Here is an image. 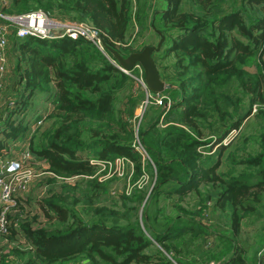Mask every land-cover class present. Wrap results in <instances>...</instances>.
I'll list each match as a JSON object with an SVG mask.
<instances>
[{
    "label": "trees",
    "instance_id": "trees-1",
    "mask_svg": "<svg viewBox=\"0 0 264 264\" xmlns=\"http://www.w3.org/2000/svg\"><path fill=\"white\" fill-rule=\"evenodd\" d=\"M154 7L150 0H9L1 8L4 17L40 11L50 19L83 21L122 57L138 52L128 44V28L140 31L147 25L157 42L162 38L159 50L167 48V54L153 53L152 60L168 88L160 93L162 107L149 104L135 133L130 121L144 95L132 88L136 73L142 76L140 68L123 73L105 48L100 52L84 40L10 34L16 107L7 113L17 115L14 110H25L29 98L41 95L52 105L40 117L41 130L21 147L38 159L49 179L61 182L63 194L38 204L44 226L22 218L15 203L6 216L5 236L13 249L0 255V264H172L151 249L152 242L175 264H186L182 259L193 240L203 244L214 237L213 229L199 222L206 198H213L214 215L228 218L229 236L217 238L225 246L198 263L219 262L231 251L232 264L246 259L264 264V233L249 252L233 238L240 219L253 209L245 203L264 201V0H155ZM155 55L173 63L160 67ZM122 90L127 93L119 99ZM244 121L247 135L234 136L212 155L197 152L209 151L210 140L201 141L203 131H213L218 144ZM17 122L15 128L3 122L4 138L23 136L27 126ZM135 141L148 160L134 150ZM5 150L0 144V154ZM115 160L124 163L120 176ZM144 174L149 183L138 188ZM122 177L135 188L116 195L118 208L114 200L104 206L100 196L109 181ZM72 179L83 183L73 185ZM190 194L194 201L204 197L195 211L178 205ZM159 197L178 206L175 215L157 221L163 213ZM77 203L85 204L84 218L74 209ZM10 216H15L11 223Z\"/></svg>",
    "mask_w": 264,
    "mask_h": 264
},
{
    "label": "rangeland",
    "instance_id": "rangeland-1",
    "mask_svg": "<svg viewBox=\"0 0 264 264\" xmlns=\"http://www.w3.org/2000/svg\"><path fill=\"white\" fill-rule=\"evenodd\" d=\"M150 2H151V9H152V6L154 7L155 0H150ZM8 3H9V0H0V10L2 7H4V5H8ZM158 6L160 7V5ZM150 17H151V13L149 12L148 18ZM48 19L54 22H69L67 24H73L75 26H82V24L84 23L83 21H74V22L61 21L62 19H58V18L56 19L48 18ZM1 24L2 22H0V25ZM60 24H63V23H60ZM136 28L132 25V27L130 26L128 28V32H127V39H129L128 44L131 45L132 49H134L135 51H139L144 46H155V43L157 41H156V38L154 39V37L151 35V32H152L151 28H149L147 25L143 26L140 31L138 28L137 29ZM13 30L14 31L16 30L15 26L13 27ZM135 31L137 32L138 35L137 34L135 35ZM11 36L12 35L7 37L6 45L4 46L3 52H4L5 59H6L7 72H5L2 75V79H1L2 86L0 89V130L2 129L0 131V144L6 149L5 151L2 152V155L5 156V160H9L10 158L11 159L14 158L17 160L19 151L23 149V147H21L23 142H26V140H28L36 130L38 129L39 131L41 130L42 126L44 125L43 122L37 128H34V125L35 124L37 125V122L40 121L41 113L45 110V107H46V103L43 102V100H45V97L44 95H41V97L39 96V98L38 97L29 98L26 102L25 110H20V109L14 110V112H19L17 115L10 117V115L7 113V111H9V113L11 114V111L16 107V105L13 106V104L8 105L9 101L15 102L14 100L15 92H14V87L12 86L14 82L12 70H13V63H14V58L16 54L12 50V42H11L12 37ZM48 36H50V38L53 39V38H56L57 33H55L53 30H49ZM46 40H51V39H46ZM166 49H167L166 46H162L159 51L155 52V54L163 55L166 53L165 51ZM102 55L105 57L106 60L110 61L108 57H106L104 54ZM155 57H157V60H155V64L160 67L168 66L173 63L171 59L172 56L168 58L167 57L161 58L155 55ZM262 58L264 60V56H262ZM2 64H4V61ZM160 67L158 68L162 69ZM135 78L136 80L133 79L134 87L132 88V90L135 89L137 91L139 89L137 83L139 79H141V77L140 76L138 77V74L136 73ZM165 86L167 85L164 84V87ZM16 88L22 89V87L20 86ZM125 93H127V90H122V92L118 93V98L122 99ZM140 94L142 93L138 92L134 95L139 96ZM47 97L48 95H46V98ZM124 101L125 99L122 100V102ZM149 107L150 106L148 105L144 108L143 112L138 116V119L131 118L130 122H132L135 133L137 132L138 126H140V124L143 122V118H145L144 114L147 116L146 112ZM154 109H157V108H154ZM135 114H137V108L135 109L133 115ZM17 120H20L22 125L27 126L26 132L23 134V136H16V138L13 140L10 137L4 138L5 136L2 134V132H6L7 130H3V124H4L3 122L6 121L7 124L15 128V127H18ZM162 127H164V125ZM247 134H248V129L246 128L245 121L241 124L238 131H233L229 133L227 136H225V138H223L220 142H218V144H215V142L217 141L216 138L218 136H215V133H213V131H208V130L203 131L202 136H201L202 138L201 141L207 142V140H210V143L206 145L209 151L206 152L202 150L201 148H198L197 152L201 153L202 156L208 155V154L212 155L218 150V146L228 144L234 136H236V139H237L238 136H243V135L245 136ZM7 148H9L10 150H7ZM78 156L81 157L82 155L79 153ZM37 160L31 157V163H29V168L32 171V175L16 177L15 180L21 184V189L17 191L16 193H14L12 198L15 203L19 201L17 211L23 212L22 218H24L25 216H29L30 220H35V223H39L44 226L45 221L43 217L41 216L40 211L38 210V204L42 203L43 200H48L52 196L62 195L63 191L61 189V186H62L61 182L56 180V183H54L53 180L49 179L48 174L45 173L44 168L41 166V164L37 162ZM142 160H148L146 153ZM95 165L100 166L101 164L97 162V164ZM220 170H222V168ZM143 177L146 178V181L142 180L141 179L142 177H141L135 183V186H137L138 188L140 186H142L141 188H143L147 186L149 183L148 175L144 174ZM74 181L69 180L64 183L72 184V182H74L73 185L74 184L80 185L81 183H83L82 179L81 180L75 179ZM133 185L134 184H130V182L128 181L126 177H122L118 179L115 178L114 180H111V182L109 181V184L107 186V189L104 195L100 196V202L104 206L110 207L113 200L114 201L117 200V197H116L117 194H119L122 191L124 193L125 192L129 193V191L135 188ZM149 189L150 187H147V190ZM200 191L201 193H203L204 188L203 189L201 188ZM114 192L116 193L115 195H114ZM192 196H196V195L190 194L189 196L185 197L182 200V202L179 203L178 205L181 208L195 211L199 207V203H200L199 200L202 202L204 200V197L199 198L198 201H194V197ZM212 199L213 198L209 200L207 198L205 199L203 203L205 205V208L203 212H201L202 216L199 218V222L200 224L204 225L206 228H210V229L212 228L214 231V237L211 236L210 238H207L206 242H204L203 244H202L201 239L193 240L192 244L189 245L188 247L187 255L184 256L182 259L184 262H186V264H199L198 261H201V260L203 261L207 256H210V254H217L220 251V249H222V247L225 246V244L222 243L220 239L225 240V238L229 236V233L227 231V229L229 228L228 220H227L228 218H224L222 214H218L217 212L215 213V215L212 213V210H213V208H211V205L213 204ZM3 204H6V203L0 200V207H4ZM245 204H247V206L252 207L253 209L250 211V213L246 215L245 218L242 217L240 219L239 225L237 227L238 234L234 235L233 238H235V242L239 248L245 249L247 252H249L256 247L255 241L257 237L262 236L264 233V201H259L258 204H254V202L247 201ZM119 205H120V201H116L117 208L119 207ZM84 206L85 204L77 203L74 206V209L80 213L81 208H83ZM177 207H178L177 205L173 204V201H168L167 199L159 197L157 199V208L158 210H162L163 213L161 212L159 213L161 216H158L157 221H160L163 216L170 218L171 216L175 215ZM9 213H11V211H9L6 214V216ZM80 216L84 218V215L82 213H80ZM14 218L15 216H10L8 218L9 223L13 222ZM223 218H224V221L222 220ZM5 238L6 237L0 236V255H7L8 253L10 254V251L13 249L12 247L13 245L9 243ZM217 238H220V239H217ZM16 244H18L19 248L25 250L26 247L24 246V243L22 241L18 240L16 241ZM178 248H180V245H178L177 249ZM151 249H153V251L156 253L160 252V254L164 256V258L167 259V261H169L172 264H175L174 261L164 253L162 248H160L154 242L151 243ZM184 252H186V250L184 249L181 250V253H184ZM151 255L153 256L152 253ZM231 256H232V252L229 251L228 253L220 257L219 262H210L206 264H232L231 259L233 257ZM12 260H13L12 262L15 261V259H12ZM244 264H248L247 259H246V262H244Z\"/></svg>",
    "mask_w": 264,
    "mask_h": 264
},
{
    "label": "built area",
    "instance_id": "built-area-1",
    "mask_svg": "<svg viewBox=\"0 0 264 264\" xmlns=\"http://www.w3.org/2000/svg\"><path fill=\"white\" fill-rule=\"evenodd\" d=\"M1 20L4 23L0 25V89L2 86V75L7 72V64L3 51L4 46L6 45L7 37L10 36V34H14V36L19 39L24 37H32L38 40H46L52 39L50 38V36H48V32L49 30H53L55 33H57L56 38L53 39L67 38L71 41H75L78 39L84 40L85 42H90L100 52H102L100 37L95 31L91 30L84 23L82 24V26H75L73 24H67L69 22H54L49 20L46 15L40 11L28 13L22 16H2ZM14 26L16 27L15 31L13 30ZM3 61L4 64H2ZM137 84L140 91H142L144 98L137 106V114L133 116V119H138V116L149 104L161 106L163 99V96H161L160 93L151 94L149 91H147L142 79H139ZM12 104L13 102H8V105ZM163 106L167 107L168 104L166 103ZM40 123V121L37 122V125L35 124L34 128H37ZM133 148L137 153L140 154L143 159V157L145 156V152L137 141L134 142ZM18 154L19 155L17 157V160L14 158L5 160V156L0 154V200L6 203L3 204L4 207H0V236L3 237L7 236L8 226L6 222V214L16 205L12 196L14 193L21 189V184L15 179L19 176L22 177L32 175V171L29 168V163H31L32 156H30L28 150H25V148H23L22 151ZM100 166L104 168L103 164H101ZM110 166L111 165H107L108 168H110ZM122 167H124V163L122 162V160L114 161L113 169L114 172L117 173V176L121 175ZM141 179L146 181V178L144 177H142Z\"/></svg>",
    "mask_w": 264,
    "mask_h": 264
},
{
    "label": "water",
    "instance_id": "water-1",
    "mask_svg": "<svg viewBox=\"0 0 264 264\" xmlns=\"http://www.w3.org/2000/svg\"><path fill=\"white\" fill-rule=\"evenodd\" d=\"M100 42L102 48H105L115 61V68L123 73H128L134 67L138 66L142 72L144 86L147 91L158 94L164 90V84L160 80L152 60V54L159 50L162 38H159L155 46H145L139 52L131 53L125 57L118 55L115 51L106 47L102 40Z\"/></svg>",
    "mask_w": 264,
    "mask_h": 264
},
{
    "label": "crops",
    "instance_id": "crops-1",
    "mask_svg": "<svg viewBox=\"0 0 264 264\" xmlns=\"http://www.w3.org/2000/svg\"><path fill=\"white\" fill-rule=\"evenodd\" d=\"M49 92H50V93L53 92V88H52V87H50ZM51 108H52V105H49V104L46 105L45 110L41 113V116H45V115L51 110ZM41 116H40V117H41Z\"/></svg>",
    "mask_w": 264,
    "mask_h": 264
},
{
    "label": "clouds",
    "instance_id": "clouds-1",
    "mask_svg": "<svg viewBox=\"0 0 264 264\" xmlns=\"http://www.w3.org/2000/svg\"><path fill=\"white\" fill-rule=\"evenodd\" d=\"M139 52V51H138ZM134 68H139L138 66H136V67H134ZM140 77H141V79H142V81H143V78H142V76L141 75H139ZM138 76V77H139ZM144 83V82H143ZM168 107V106H167Z\"/></svg>",
    "mask_w": 264,
    "mask_h": 264
}]
</instances>
